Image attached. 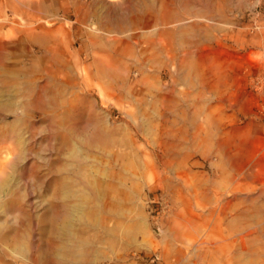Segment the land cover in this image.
<instances>
[{
	"label": "rangeland",
	"instance_id": "obj_1",
	"mask_svg": "<svg viewBox=\"0 0 264 264\" xmlns=\"http://www.w3.org/2000/svg\"><path fill=\"white\" fill-rule=\"evenodd\" d=\"M0 264H264V0H0Z\"/></svg>",
	"mask_w": 264,
	"mask_h": 264
}]
</instances>
